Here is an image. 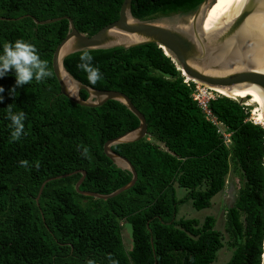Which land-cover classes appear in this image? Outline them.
I'll return each instance as SVG.
<instances>
[{"label": "trees", "instance_id": "16d2710c", "mask_svg": "<svg viewBox=\"0 0 264 264\" xmlns=\"http://www.w3.org/2000/svg\"><path fill=\"white\" fill-rule=\"evenodd\" d=\"M121 2L0 0V54L5 42L23 39L36 46L52 73V52L67 23L39 25L35 32L30 20H18L65 16L78 33L91 36L117 19ZM198 2L131 0L130 12L136 19L150 20ZM80 54L64 58L73 77L94 90L122 93L144 118L147 136L113 148L130 162L136 180L117 196L99 200L77 194L79 176L73 174L46 183L35 205L43 181L79 170L85 172L81 191H114L125 175L104 156L102 146L132 130L133 121L109 101L97 108L70 102L59 95L53 73L42 82L16 87L15 70H10L0 77V264H211L223 247L214 218H177L176 213L185 204L195 211L208 209L223 190L230 165L243 183L225 209L231 254L224 264H260L263 126L253 124L238 101L216 97L208 108L229 134L226 145L191 100L180 72L154 44L90 53L102 75L95 85L77 67ZM80 97L86 94L81 91ZM9 105L13 112L25 113L24 135L17 141L11 138ZM21 160L28 166L21 167ZM177 190L183 192L180 197ZM124 224L130 228L128 250L121 237Z\"/></svg>", "mask_w": 264, "mask_h": 264}, {"label": "water", "instance_id": "95a60500", "mask_svg": "<svg viewBox=\"0 0 264 264\" xmlns=\"http://www.w3.org/2000/svg\"><path fill=\"white\" fill-rule=\"evenodd\" d=\"M218 3L219 0H199L193 8L173 10L150 20H139L131 15V0H122L117 19L91 36L78 33L71 19L65 16L43 21L27 16L18 20H30L35 32L39 25L66 22L67 31L51 56V69L59 95L86 108H97L109 101L133 121L132 130L107 140L102 146L104 156L125 175L124 181L114 191L109 194L81 191L79 186L85 172L79 170L43 181L37 191L35 205L46 183L73 174L79 176L74 191L84 197L107 200L128 190L136 180V173L130 162L113 152V148L147 136L143 116L125 95L116 91L94 90L73 77L64 66V58L71 54L81 53L85 49L92 53L154 44L170 58L181 76L226 94L245 92L257 100L264 116V0H243L232 15L213 21ZM73 40L76 42L75 49L70 44ZM81 91L86 94L84 99L80 97ZM221 96L236 99L239 103L248 100V96ZM262 162L264 164V155Z\"/></svg>", "mask_w": 264, "mask_h": 264}, {"label": "clouds", "instance_id": "9594fccd", "mask_svg": "<svg viewBox=\"0 0 264 264\" xmlns=\"http://www.w3.org/2000/svg\"><path fill=\"white\" fill-rule=\"evenodd\" d=\"M70 44L75 49V40L71 41ZM79 59L80 63L77 67L86 73L89 83L95 85L102 79V75L99 69L93 66V57L90 51L87 49L82 50ZM12 69L15 70L16 87L29 84L33 80L42 82L52 75L48 69L47 61L41 59L36 46L23 39H17L14 42H5L3 44L2 54H0V77L5 76ZM3 92V87H0V93ZM15 92V88L10 90V94L12 95ZM2 100L3 97L0 96V101ZM6 110L7 119L11 122V138L13 141H17L24 135L25 113L23 111L13 112L12 105H9ZM84 155H87V149H85ZM28 163L26 160L20 161L21 167H27ZM109 259L111 260V256H109ZM87 264H95V262L88 260ZM111 264H118V262L112 260ZM260 264H264V252L261 253Z\"/></svg>", "mask_w": 264, "mask_h": 264}, {"label": "rangeland", "instance_id": "374dc122", "mask_svg": "<svg viewBox=\"0 0 264 264\" xmlns=\"http://www.w3.org/2000/svg\"><path fill=\"white\" fill-rule=\"evenodd\" d=\"M234 101L237 100L235 99ZM240 104L242 106H245L246 110L249 112V117L254 118V114H252L254 105L247 106L245 102H242ZM219 128L222 129L220 126ZM242 183L243 181L240 176V172L234 166L230 165L229 172L225 179L224 188L220 193H218L211 199V205L208 209L195 211L188 204L178 207L176 213L177 218H193L202 220L205 216L208 215L214 218V227L222 234L223 247L217 252L216 258L211 264H224L231 254V248L227 245L228 236L224 232V215L225 209L233 204L237 191L242 187ZM181 192V190H177V197H180L182 195ZM121 237L125 249L128 250L131 244L130 228L126 224H124L122 227Z\"/></svg>", "mask_w": 264, "mask_h": 264}, {"label": "built area", "instance_id": "2783aa9c", "mask_svg": "<svg viewBox=\"0 0 264 264\" xmlns=\"http://www.w3.org/2000/svg\"><path fill=\"white\" fill-rule=\"evenodd\" d=\"M181 77H182V84H184L190 90L191 100L196 104L197 108L201 111L204 119L216 127L218 134L222 137L223 142L227 145L229 143V134L225 133L222 125L215 120V118L213 117V115L211 114L208 108L209 101L214 100L216 97L220 95L204 85L192 82L183 76ZM249 120L253 124H258L255 122L254 118L252 117H249ZM219 126L222 129H220Z\"/></svg>", "mask_w": 264, "mask_h": 264}, {"label": "bare ground", "instance_id": "6f19581e", "mask_svg": "<svg viewBox=\"0 0 264 264\" xmlns=\"http://www.w3.org/2000/svg\"><path fill=\"white\" fill-rule=\"evenodd\" d=\"M242 1L243 0H219L215 15L213 17V21L232 15L240 7ZM211 90L219 95H226L230 98L248 96V100L245 101V104L247 106L254 105L252 109V113L254 114V120L256 123L264 127L263 111L255 98L251 97L249 94L247 95V93L242 91H233L231 93L226 94L219 89L212 88Z\"/></svg>", "mask_w": 264, "mask_h": 264}, {"label": "crops", "instance_id": "0c3cea01", "mask_svg": "<svg viewBox=\"0 0 264 264\" xmlns=\"http://www.w3.org/2000/svg\"><path fill=\"white\" fill-rule=\"evenodd\" d=\"M181 194H183V192H181Z\"/></svg>", "mask_w": 264, "mask_h": 264}]
</instances>
